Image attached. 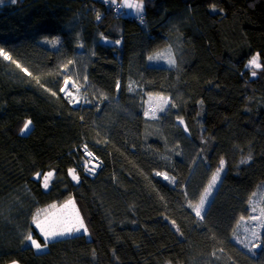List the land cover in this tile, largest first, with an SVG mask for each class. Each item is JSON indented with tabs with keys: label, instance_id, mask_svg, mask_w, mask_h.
<instances>
[{
	"label": "trees",
	"instance_id": "obj_1",
	"mask_svg": "<svg viewBox=\"0 0 264 264\" xmlns=\"http://www.w3.org/2000/svg\"><path fill=\"white\" fill-rule=\"evenodd\" d=\"M139 1L142 26L102 0L0 2V264H264V0ZM70 200L87 235L32 247L36 214Z\"/></svg>",
	"mask_w": 264,
	"mask_h": 264
},
{
	"label": "rangeland",
	"instance_id": "obj_2",
	"mask_svg": "<svg viewBox=\"0 0 264 264\" xmlns=\"http://www.w3.org/2000/svg\"><path fill=\"white\" fill-rule=\"evenodd\" d=\"M107 2L112 3V9L113 10L116 6H119V8H117L118 11H116V10L111 11L116 17H126L125 15L120 14V12H122V11H124L126 13L127 10L124 8V6L118 0H115V2H113V0L107 1ZM107 2H106V4H108ZM135 12H136L135 10L132 11V13H134V14H135ZM130 17H135L138 20V19L142 18L143 15H134V16H130ZM109 44L114 45L116 48L121 47V42H119V43L109 42ZM253 69H255V68H253ZM74 77H75V79L68 77L70 82L67 86H65V83H64L63 88H65L66 90L63 92V94L66 97V99H68L69 102L71 101V104L75 107V105L77 106L79 103L87 104L89 102V98L86 95V91L83 88V86H85V83H86V80H84V82H82L83 81L82 79L84 78V76L81 77V75L79 73H76V74H74ZM68 93H71L72 95L70 96V95H68ZM73 97H75L76 99H73ZM77 101H79V102H77ZM153 102H154V104L149 107L148 112L152 113V111H150V109L156 110L157 106L155 104H158L159 101L157 98H154ZM234 150H235V148L230 149L227 152L226 156L223 158V161H224L223 169L220 171L219 178L215 181V183L212 182V178H211V180H210V182L206 188V189H208L211 186V191L210 192L204 191V193L202 195V197H206V199L204 201L203 208L201 209V215L197 216L196 210H195V215L197 218H201L203 216L204 212L206 211V209H207V207H208V205H209V203H210V201H211V199H212V197H213V195H214V193L218 187V184L221 180V177H222L223 173L225 172V169L231 160V157H232ZM88 152H90V151H88ZM84 156H85V158H87V160H86L87 163L84 165V169L86 171H88L90 167L94 168L95 171H98L100 169V163H98V159L93 154L91 156H88L84 150ZM219 168H220V166H219ZM156 176L161 178L165 182L172 183V180L164 174L163 175H157L156 174ZM165 177H167V179ZM41 180L43 181V177H41ZM261 201H262V199L260 197H257L256 198V205H259L261 203ZM68 202L69 201H66L62 204H52V205L47 206L46 208H44L43 210L39 211L36 214V216H35L36 220L39 221L40 223L44 224L46 227H48V226L60 227L61 222L73 221L75 219V216L78 213V211H77L76 206L73 203V201L71 204H69ZM200 202H201V199L197 205H199ZM195 209H196V207H195ZM255 210L257 211L256 218L254 217L253 220H248L247 225H245V224L243 225L247 229L250 228L252 221H257L258 224L263 223V213H262L261 209L255 208ZM33 223H34V226L39 231V233L41 234L40 228H38L36 226V223L34 221H33ZM249 230H252V229L250 228ZM80 234H85V233L83 232V230H81V232L74 233L71 235H65L63 237L76 236V235H80ZM63 237H56L53 240L63 238ZM256 246L257 247H253V248L258 250L259 246L258 245H256Z\"/></svg>",
	"mask_w": 264,
	"mask_h": 264
},
{
	"label": "snow or ice",
	"instance_id": "obj_3",
	"mask_svg": "<svg viewBox=\"0 0 264 264\" xmlns=\"http://www.w3.org/2000/svg\"><path fill=\"white\" fill-rule=\"evenodd\" d=\"M0 2H2V0H0ZM113 2H115V0H113ZM12 3H16V0H12ZM129 8H135L137 11H140L141 5L140 4H128L126 5ZM99 19V16L97 17ZM52 43H55V41H52ZM117 43H119L117 41ZM0 55H3L5 59H10V57L7 56V54L0 49ZM157 56H150L149 60H153V59H157ZM169 62L170 63H174L173 60H171V58H169ZM13 63H15V61H13ZM71 63V62H69ZM246 67H251V68H255V69H259L261 68V64L259 62V54L253 56L249 61H248V65H246ZM253 75H255L256 73L253 72ZM69 79L66 78L64 83L65 86H67L69 84ZM117 88H119V82L117 83ZM66 89L65 88H61L60 91L64 92ZM68 95H72L71 93H68ZM73 99H76L75 97H73ZM158 105L157 108L161 111H163V105L168 103V99L166 97H159L158 98ZM71 102V101H70ZM79 102V101H77ZM150 111H152L153 116L155 115V110L150 109ZM146 115H148V113H145ZM31 124V121H27L25 122L23 128L21 129V132H25L26 130L29 129V126ZM85 152L88 156H91L92 153L87 151V146H85ZM248 159H251V157H249ZM242 162H247V161H242ZM223 165H224V161L223 159H221L220 161V168L217 169V172L213 174L212 177V182L215 183V181L219 178V174L220 171L223 169ZM89 171H92V169H89ZM53 173L52 172H48L46 174H44L43 176V181H44V187L47 188L48 187V181L51 179ZM69 175L72 176L73 180H78L79 177L75 174V170L74 169H69ZM157 175H160L159 173H157ZM40 174L37 173V177H39ZM167 179V177H165ZM206 192H210L211 191V186L205 190ZM206 197H202L201 198V202L199 205L196 206V214L197 216L201 215V209L203 208L204 205V201H205ZM69 204L72 203V201L68 202ZM34 222L36 223V226L38 228H40L41 234L44 237V244L41 245V243H39L36 239L33 238V236L31 235V233H29L25 239L27 241H30L32 247H34L37 250H40L42 247H47L48 246V242L50 240H53L56 237H63L65 235H71L74 233H78L81 232V230H83V232L85 234H87V228L85 227V224L83 222V220L79 217V214L77 213L75 216V219L73 221H68V222H61V226L60 227H52V226H48L46 227L44 224L40 223L39 221L36 220V218L34 217ZM254 236L257 237V239H259V236L256 233H253ZM254 247H257L256 245H254ZM12 264H16L15 261L12 262Z\"/></svg>",
	"mask_w": 264,
	"mask_h": 264
},
{
	"label": "crops",
	"instance_id": "obj_4",
	"mask_svg": "<svg viewBox=\"0 0 264 264\" xmlns=\"http://www.w3.org/2000/svg\"><path fill=\"white\" fill-rule=\"evenodd\" d=\"M102 1H112V0H102ZM123 6L124 8L127 10L129 15H142L143 12V3L139 0H118ZM128 4H140L141 8L140 11H137L135 8H129L126 5ZM135 10V14L132 13V11Z\"/></svg>",
	"mask_w": 264,
	"mask_h": 264
},
{
	"label": "built area",
	"instance_id": "obj_5",
	"mask_svg": "<svg viewBox=\"0 0 264 264\" xmlns=\"http://www.w3.org/2000/svg\"><path fill=\"white\" fill-rule=\"evenodd\" d=\"M109 4V5H108ZM108 4H106L105 3V6L108 8V9H110L111 11H114V10H116V11H118V9L117 8H119V6H116L115 8H114V10L112 9V3H108ZM120 14L121 15H127V12L125 13L124 11H122V12H120ZM130 17V16H129ZM131 19H133V20H135L137 23H138V25H140V26H142V25H144V18L142 17V18H140V19H136L135 17H130ZM85 150V149H84ZM84 150H83V152H84ZM87 159V158H86ZM87 163V162H86ZM85 163V164H86ZM98 163H100L99 162V160H98Z\"/></svg>",
	"mask_w": 264,
	"mask_h": 264
}]
</instances>
